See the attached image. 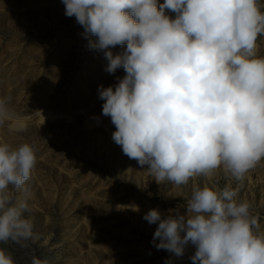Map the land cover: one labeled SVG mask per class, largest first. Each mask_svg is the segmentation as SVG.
<instances>
[{
  "label": "clouds",
  "instance_id": "1",
  "mask_svg": "<svg viewBox=\"0 0 264 264\" xmlns=\"http://www.w3.org/2000/svg\"><path fill=\"white\" fill-rule=\"evenodd\" d=\"M89 46L103 51L105 71L123 69L114 86H99L102 114L115 126L112 140L157 183L187 186L219 172L237 183L223 188L193 185L186 214L163 217L153 242L176 257L195 246L192 264H264V222L239 187L264 161V37L261 0H62ZM168 10L175 18L166 14ZM122 54L110 50L125 45ZM41 112L21 114L0 96V128L26 132ZM44 123V118H43ZM42 123V124H43ZM35 142H0V245L12 243L28 264L36 234L27 188L38 163ZM14 192L23 193L17 198ZM0 264H16L0 248Z\"/></svg>",
  "mask_w": 264,
  "mask_h": 264
},
{
  "label": "rangeland",
  "instance_id": "2",
  "mask_svg": "<svg viewBox=\"0 0 264 264\" xmlns=\"http://www.w3.org/2000/svg\"><path fill=\"white\" fill-rule=\"evenodd\" d=\"M95 39L65 15L62 0H0V96L12 97L17 112L39 111L44 118L43 123L37 115L22 134L0 128V142H35L39 148L26 213L37 237L36 255L46 264H192L191 244L182 257L155 246L158 224H149L145 214H186L194 184L223 188L238 182L219 172L187 186L161 184L147 165L124 155L112 140L116 129L102 114L98 88L114 86L125 72L105 71L103 51L89 46ZM258 43L264 55V37ZM125 48L110 50L116 55ZM239 199L250 202L264 222V161L240 185ZM0 248L16 264H28L16 245Z\"/></svg>",
  "mask_w": 264,
  "mask_h": 264
}]
</instances>
